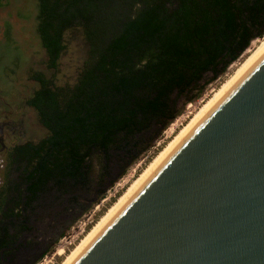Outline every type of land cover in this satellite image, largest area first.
Listing matches in <instances>:
<instances>
[{
  "label": "trees",
  "instance_id": "obj_1",
  "mask_svg": "<svg viewBox=\"0 0 264 264\" xmlns=\"http://www.w3.org/2000/svg\"><path fill=\"white\" fill-rule=\"evenodd\" d=\"M37 5L36 31L53 73L31 71L38 88L25 101L44 136L16 143L7 154L0 250L11 257L25 251L36 233L44 239L56 231L61 237L186 104L264 37V0H37ZM69 32L81 34L86 57L75 81L58 85ZM37 223H45L47 231Z\"/></svg>",
  "mask_w": 264,
  "mask_h": 264
},
{
  "label": "water",
  "instance_id": "obj_2",
  "mask_svg": "<svg viewBox=\"0 0 264 264\" xmlns=\"http://www.w3.org/2000/svg\"><path fill=\"white\" fill-rule=\"evenodd\" d=\"M70 264H264V49Z\"/></svg>",
  "mask_w": 264,
  "mask_h": 264
},
{
  "label": "rangeland",
  "instance_id": "obj_3",
  "mask_svg": "<svg viewBox=\"0 0 264 264\" xmlns=\"http://www.w3.org/2000/svg\"><path fill=\"white\" fill-rule=\"evenodd\" d=\"M37 14V0H0V121L3 120V114H8V118H14L16 120L18 130L20 131L19 137H12L10 135L7 139V144L10 146L26 140H37L45 134V129L39 123L35 110L25 104L26 99L38 88V84L30 78L31 71H43L47 76L53 73V70L47 68V55L42 48L40 38L36 31ZM259 41L260 39L252 42L249 48H253ZM242 56L234 64H231L220 78L208 85L203 95L197 99H201L200 103L191 115L220 86L228 75L232 73L233 66L241 60ZM85 57L86 47L81 34L77 32L67 33V49L60 59L56 83L61 85L67 82H74ZM21 120H23V123H21ZM176 131L172 132V135ZM172 135L168 139L162 136L161 146L158 147V150L150 148L152 152L148 155V158H145L146 154H144L145 157L142 156L145 159V164L138 174L168 142ZM2 158L5 160L4 156ZM100 200L90 203L89 208L80 213L77 219L84 213L93 210L98 204L99 206L95 212L96 219L98 220L101 214L115 201H106L101 204ZM45 223H37L35 227L44 233L47 231ZM42 237L43 235H41V239ZM58 239L48 248L49 251L46 252L48 255L46 260H44L46 254H40L31 264H60L62 257L58 253L55 257L51 258L55 248L58 247ZM44 249H41V252Z\"/></svg>",
  "mask_w": 264,
  "mask_h": 264
},
{
  "label": "bare ground",
  "instance_id": "obj_4",
  "mask_svg": "<svg viewBox=\"0 0 264 264\" xmlns=\"http://www.w3.org/2000/svg\"><path fill=\"white\" fill-rule=\"evenodd\" d=\"M258 40V39H257ZM256 41V40H255ZM254 42V41H253ZM264 49V37L253 47L248 48L243 54L241 60L233 66V71L228 77L214 90V92L200 105V107L187 119V121L176 131L168 142L155 154L144 169L130 182L123 193L112 202L107 210L101 214L100 218L92 227L81 237V239L66 252L64 249H58V255L62 257L60 264H70L86 244L102 229V227L114 215L126 198L139 185L152 168L163 158L170 148L180 139V137L195 123L203 112L226 90V88L241 74V72L259 55ZM234 64V63H233ZM232 70V69H231Z\"/></svg>",
  "mask_w": 264,
  "mask_h": 264
},
{
  "label": "built area",
  "instance_id": "obj_5",
  "mask_svg": "<svg viewBox=\"0 0 264 264\" xmlns=\"http://www.w3.org/2000/svg\"><path fill=\"white\" fill-rule=\"evenodd\" d=\"M201 100V99H200ZM200 100L190 102L186 104L185 108L181 112V114L162 132L159 138L154 142L151 149L158 150V147L161 146L162 136L168 137L172 135V132L178 130L187 118L190 117L191 113L196 109L197 105H199ZM167 133V134H166ZM151 149L147 151L146 157L152 152ZM140 157L136 162H134L126 171V173L120 177L105 193L104 197L100 200V203H104L106 201L111 202L114 199L123 193L124 189L128 186L129 182L133 180L138 175V172L142 169V166L145 164L144 157ZM3 170V160H0V184L2 180L1 171ZM98 204L95 206L93 210H90L84 213L79 219L75 220L68 228V230L59 237L57 241L58 247L55 248L54 253L51 258L55 257L58 249L62 248L65 251H69L80 239L81 237L92 227V225L96 222V209L98 208ZM48 255H45V259Z\"/></svg>",
  "mask_w": 264,
  "mask_h": 264
},
{
  "label": "flooded vegetation",
  "instance_id": "obj_6",
  "mask_svg": "<svg viewBox=\"0 0 264 264\" xmlns=\"http://www.w3.org/2000/svg\"><path fill=\"white\" fill-rule=\"evenodd\" d=\"M3 120L0 121V160H3V170L1 171V184H3V174L7 167V154L9 153V149L13 145L7 144V139L10 137H19L20 131L18 130V125L16 120L8 118V114H3ZM21 123H23V120H21ZM20 143V142H17ZM2 156L5 157V160L2 158ZM0 184V185H1ZM5 210V209H3ZM6 220L3 219V215L0 214V226L1 224L5 223ZM56 231L51 233V235L46 236L44 239L39 233L34 234L33 237L29 238L31 241L29 243V246L24 251V249H21L20 252L16 254L15 257H11L10 255H7L5 253V248H2L0 250V264H31L33 263L38 256L41 254L42 248H49L50 245L54 242V239L56 238ZM23 241V238H22ZM27 242V241H26ZM25 242V243H26Z\"/></svg>",
  "mask_w": 264,
  "mask_h": 264
}]
</instances>
